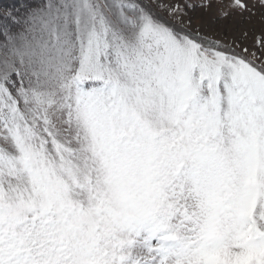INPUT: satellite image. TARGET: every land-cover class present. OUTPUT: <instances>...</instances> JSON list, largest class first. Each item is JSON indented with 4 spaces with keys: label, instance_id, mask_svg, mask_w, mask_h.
<instances>
[{
    "label": "snow or ice",
    "instance_id": "obj_1",
    "mask_svg": "<svg viewBox=\"0 0 264 264\" xmlns=\"http://www.w3.org/2000/svg\"><path fill=\"white\" fill-rule=\"evenodd\" d=\"M186 7L0 8V264H264V41Z\"/></svg>",
    "mask_w": 264,
    "mask_h": 264
},
{
    "label": "rangeland",
    "instance_id": "obj_2",
    "mask_svg": "<svg viewBox=\"0 0 264 264\" xmlns=\"http://www.w3.org/2000/svg\"><path fill=\"white\" fill-rule=\"evenodd\" d=\"M160 2L162 4L179 2L182 7L195 5V7L185 8L187 12L185 19L191 17L194 28L199 26L204 32L215 34L228 42L235 39L237 43H240L242 39L245 46L255 49L264 41V36L261 35L262 30H264V23L261 22V9L259 6L253 9L255 15L251 20H248V13L244 14L243 19H238L239 14L224 18L216 7L206 10L201 6L203 0H160ZM245 31L247 35L242 37L241 33Z\"/></svg>",
    "mask_w": 264,
    "mask_h": 264
},
{
    "label": "trees",
    "instance_id": "obj_3",
    "mask_svg": "<svg viewBox=\"0 0 264 264\" xmlns=\"http://www.w3.org/2000/svg\"><path fill=\"white\" fill-rule=\"evenodd\" d=\"M13 0H0V8H5L11 4Z\"/></svg>",
    "mask_w": 264,
    "mask_h": 264
}]
</instances>
